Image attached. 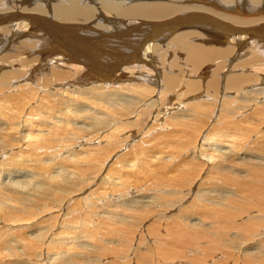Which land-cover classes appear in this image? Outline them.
Masks as SVG:
<instances>
[{"label":"bare ground","instance_id":"6f19581e","mask_svg":"<svg viewBox=\"0 0 264 264\" xmlns=\"http://www.w3.org/2000/svg\"><path fill=\"white\" fill-rule=\"evenodd\" d=\"M242 56L244 58H240ZM130 78L135 80L132 82ZM101 88L113 90L102 93L98 91ZM1 90L6 91L0 94V112L4 111V114L1 112L4 117H0V177L6 178L4 184L35 189L34 180L40 177L46 184L64 186V189L53 190L55 195L65 197L66 194V201L72 196L71 203H86L69 213L67 209H60L61 203L53 202L61 220L66 221L64 216L70 215L75 221L76 214L78 228L62 220L58 229L68 234L65 236L68 241L63 237V242L59 243L53 241L54 234L39 243L41 232L36 233L32 237L36 241L27 249L26 258L38 257L37 262L41 264H57L62 249L70 253L84 248L89 260L83 263L81 259L83 264H108L105 260L110 253L115 262L112 264L128 261L147 264L148 247L138 237L144 232L143 219L153 215L165 221L179 220L178 229L191 227L185 231L186 237L199 249L212 252L211 258L216 254H222L223 258L225 253L220 252L217 245L225 243L235 256L226 264H261L262 261L264 264L262 249L255 257V251L240 252L241 245L246 250L254 244L252 237L264 238L258 227L264 221L261 214L264 208L255 215L240 214L238 206H233L235 212L229 209L231 205L224 208V214L247 216L243 221L246 228L232 233L218 223L202 222L201 217L197 224L203 227L198 228L186 218L181 219L182 216L195 218L194 212L187 208L198 204L192 202L187 207L185 204L193 199L186 188L195 183L197 176L204 178L208 186L195 191L194 198L207 200L200 203L196 211L209 203L225 207L223 198L214 196L213 186L223 185L225 192L230 189L231 194V190L242 191L251 184L264 190L261 186L264 180V0H0ZM122 90L135 93L136 100L131 99L134 95L125 100L121 97L125 94ZM153 95L156 99L151 100ZM82 100H98L110 106L109 109L99 107L103 112L89 116V127H78L95 129L92 136L80 141L77 137L73 147L66 144L51 147L47 145L52 141L50 137L59 138L62 132L51 128L32 131L31 127L35 128L29 119L32 112L38 110L34 116L37 119L44 118L43 115L51 117L56 110L62 120L69 122L72 106L76 105V111H81ZM22 108L29 119L28 128L18 125L23 121L19 114ZM15 111L17 114H13ZM75 114L77 121L79 113ZM152 114L155 115L153 123L148 124ZM189 120L196 123L193 129L162 156V149L158 150L154 143L157 137L152 136V130L157 127L165 130ZM16 126L21 129L19 132ZM131 131L134 133L127 134ZM136 134L142 136L137 145L133 144L138 138ZM120 148L127 149L116 153ZM45 155L62 158L80 155L83 160L90 156L95 159L90 161L102 164L81 190L69 188V179L59 174L38 176V170H26L29 174L19 170L8 172L16 159L44 158ZM183 155H191L189 160H181L189 164L187 169L179 165L178 172L184 171V174L177 175L173 187L163 189L168 184L154 183L148 175L142 183L119 177L121 162L128 167L136 162L145 165L150 157L149 166L154 168L156 160L168 166ZM205 163L206 168L199 174V168ZM94 183L96 190L105 184L108 190L95 192L90 188L89 192L88 186ZM163 190L172 191L165 194ZM30 191L18 192L17 202L27 205ZM133 191L151 200L133 203L127 195ZM85 192L88 193L84 196ZM121 193L126 198L118 197ZM62 199L60 196L55 201L62 202ZM10 200L9 196L1 197L0 207L5 209L2 205ZM35 205L46 207L45 202ZM52 205L49 208L55 207ZM28 208L24 212L29 214ZM45 211L40 208L38 213ZM7 212L5 221L10 217ZM68 224H72L74 230L71 231ZM226 236L232 239L229 243ZM85 239L87 242L96 240L97 244L89 248L85 246ZM74 240L78 244H74ZM110 241L120 247L114 248ZM199 257L207 258L208 262V254ZM221 259L215 258L210 264H218ZM203 261L196 260L195 264H206Z\"/></svg>","mask_w":264,"mask_h":264},{"label":"rangeland","instance_id":"374dc122","mask_svg":"<svg viewBox=\"0 0 264 264\" xmlns=\"http://www.w3.org/2000/svg\"><path fill=\"white\" fill-rule=\"evenodd\" d=\"M240 58H244V56H242ZM130 79H132L131 80L132 82L135 80L133 78H130ZM125 80L126 79H124V81ZM96 81H93V82H96ZM129 81L127 80L126 82H129ZM135 83H137V81H135ZM92 84H95V83H92ZM259 85H263V84H259ZM115 89H117V88H114V90ZM13 90H15V89H13ZM109 90H113V88H103V89L101 88L98 91L105 93ZM5 92L2 91V92H0V94L5 93ZM122 92L125 94H123L121 97L124 96L123 98H126L125 100H128L133 95L135 96V98L133 96L131 99L136 100L137 95L135 93L133 94L132 92H126V90H122ZM130 93H132V94H130ZM156 95L155 96L153 95V98L151 100L156 99ZM151 97H152V94H151ZM157 98H158V95H157ZM137 99H139V98L137 97ZM80 102L84 103V104H82L83 109H81V111H76V109H78L76 107V105H73V106L71 105L72 106V108H71L72 114H71V117L70 116L68 117L69 122L67 120H62V118H60L61 115L57 114L56 110H54L55 115H53L51 117H45V115H43L44 118H37V119H35L34 116H36L35 113L38 112V110L32 112L31 116L29 118L30 120H32V124L35 125V128L33 126L31 127L32 131L34 133H36V132H38L36 130L38 128H41L42 130H44L46 128H51V129H54V130L56 129V130H59L60 132H62V135H60L59 138H53V136L50 137V139L52 141H50L49 144H47V145L51 146V147H53L54 145H58V144H66L67 147H71V146L73 147V143L75 140H77L76 139L77 137H78V140L80 141L83 138L88 137V135L92 136V134L95 133V129H91V130H86V129L82 130L81 129L80 130V129H78V127L79 126L80 127L84 126L85 128L89 127L90 122L87 120L88 117L94 113L103 112L99 109V107L102 109H109L110 106L107 103H102V101H98V100H88V101L82 100ZM44 103L46 104V102H44ZM91 104L94 105V107L92 106L93 108L91 107ZM1 112H0V117L3 118L4 116L1 114ZM11 112L12 111H9V113H11ZM170 112H172V110H170ZM170 112H168L167 114L165 113V114L168 115ZM2 113L4 114V111ZM14 113L17 114V111L13 112V114ZM75 113H79V114H77L78 115L77 121H75V118L77 117ZM19 114H21V116H22L21 119L23 118V121L18 125L25 126V128H28L29 126H27V125H29L28 124L29 119L26 118L27 113H25V111H23V108H22L19 111ZM165 114H164V116H166ZM154 116L155 115L152 114L151 119L149 120L148 124L153 123ZM214 119H212L211 123L214 121ZM58 120H59V122H57ZM160 120L163 121V118H160ZM195 124H196L195 122L189 120V121H185L184 124H181V125H178L175 127H170L168 129H165V130L162 129L163 127L161 129H160V127H157L156 129L152 130L153 133L150 132L149 135H152V134H153L152 136L156 135L157 138L154 141V143L159 148L158 150L162 149L161 154H162V156H164L168 153V151H170L172 148H174L175 145H177L180 142V140L183 136H186L187 131H190L193 129ZM20 130L21 129H19L17 127V131L19 132ZM132 132L134 133V131H131L127 134H131ZM138 134H136L135 136H137ZM137 137L138 138H136V140H135L136 142H133V144L139 142L140 139L142 138L141 135H139ZM42 138H43V136L40 137V139H42ZM94 143H97V142L95 141ZM133 144H131V146ZM137 144H135V145H137ZM94 147H97V146H94ZM124 149H127V148H122L121 150L117 149L116 153L119 154V152L120 153L125 152ZM55 152L58 153L57 150H55ZM157 154L159 155V153H157ZM190 157H191V155H188V156L183 155V158L178 159V160L170 163L168 166L161 164L160 160L159 161L156 160V162L153 163L155 169L153 167L149 166L150 157L147 159L148 161H145V165H140V162H136L133 167H128L124 164V162H121L120 167H118L119 168L118 170L121 172V175H119V177H120V179H126V180L131 179V180H136L137 183H139V182L142 183V180L145 179L146 175H148L150 178L152 177L154 179V183L168 184V186H164L163 189L165 187L166 188L173 187L172 185H174L177 182V175H183L184 174V171L178 172L179 165H181V167L183 169H187L188 164H189L188 162H182L181 160L182 159L189 160ZM72 158H73V160H71ZM85 158H86V160H83L80 155L74 156L71 158H62V157H54L51 155H45L44 158H39V157L35 156V157H31V158H22L19 160L16 159L12 163V165L9 167L10 169L8 172L15 173V171H17V170L22 171V172H24L26 170H29V171H37L38 170L39 171L38 176H40V174H47V175L59 174L61 177L69 179L68 185H67L69 188L71 187L73 190H75V189L81 190L85 186V183L87 181L89 182L91 180L89 178L92 177V175L96 174L97 170L100 169L101 164H102V162L99 164L98 163L96 164V162L93 163L92 161H90V159H92V160H95V159L90 157V156H85ZM206 166H207V164L205 163V166H203L202 168H199V170H200L199 174L202 173V170L204 169V167L206 168ZM240 166L243 167V165H240ZM26 172L29 174L28 171H26ZM64 172H69V174L66 175ZM25 176L27 177L29 175H25ZM202 176L204 177L205 174H202ZM12 178H14V177H12ZM19 178H23V176L19 177ZM14 179H17V177ZM100 180L101 179H99L98 181H100ZM114 180H115V178H113V181ZM5 181H6V178L3 179V177H0V192H1L0 195H1V197L9 196L11 198V200H10V202H7L6 205H2V207H5V209L8 212L4 211L5 209L0 207L1 209H3L2 213L0 211V264H20V263L22 264L23 261H25V262H23L25 264H30V263L35 262V261L37 262L38 259H40L38 257H34L31 259H29L28 257L27 258L25 257L26 255H28L27 249L32 245V243H34L36 241L35 238L32 239L33 235H35L38 232H41L40 238L37 239V241L39 243H41L39 240H42L45 242L46 238L49 237V235L51 237L52 234H54V236H53L54 240L53 241H55L56 243H59L60 240H61V242H63L62 238L65 236H68L67 233L66 234L63 233V229H58V228H60V222L63 219L61 220L62 217H59L60 214H58V212H57V207H56L57 205H54L53 202L61 203L60 209H63V211L65 209H67L69 211V213L72 212L74 207H80L81 204L86 205V203L85 202L82 203L83 201H78L77 203H71L70 201L73 200L72 196H71V199H68V201H66L65 198L68 197V196H66V194H65V197H62V196H64L63 194H59V196L55 195L53 190L64 189V186H62V185L55 186V185L46 184V183L42 182L40 177L34 180V184L36 186L35 189H33L32 187L22 188L19 185L17 187L11 186L10 184H4ZM98 181L96 182L97 186L99 184ZM200 181H203V183H201ZM205 181L206 180L204 178L203 179L200 177L198 178V176H197L195 183L191 186H188L189 187L188 189L186 188V190L189 191V193L187 192L189 194V196L193 198L189 203L185 204L186 207L189 206L192 202H195L196 204L199 205L200 203L207 201L205 199L204 200L201 199V197L200 198L199 197L194 198L196 195L195 191H197L198 188L200 191L207 188L208 183H205ZM94 184L89 185L90 187L88 186L87 190L92 191L91 189H93L95 192H101L103 190H106V191L108 190L107 184L98 188L97 190H96L97 186H96V184H95V186H93ZM261 186L264 187V180L261 182ZM222 187H224V186L223 185L222 186H213L212 190H214V193H215L214 196L216 197V199L223 198V200L226 202L225 207L224 206L219 207V206H215V205L213 206L210 203L207 204L206 207L200 211L194 210L198 205L194 208L189 207V208H187V210L190 211L191 213L194 212L193 217H195V218L182 216L181 219L186 218L187 221H190L193 224H196L197 228L199 226L203 227L200 224H197V221H199L198 217H201L202 222L218 223L220 225H223L228 232L232 233L233 231H243L246 228L243 226V221H245L247 219L246 218L247 216H245L244 218H243V216L237 217L235 213H231V214L227 215V214L223 213V209L224 208L227 209V206L231 205V207H229V209L231 211L235 212L233 206H238L241 208V212H239L240 214L246 213L248 215H255L258 213L257 210L264 208V190H261L258 185L251 184V185H248L246 187V189H244L242 191L236 190V189H235L236 191L231 190V192H233V194H231L230 189H229V191L225 192V187H224V190H221ZM232 188L234 189V187H232ZM170 189H172V188H170ZM29 190H31V191L28 194V195H30V196H28V201H27L28 204L24 205L21 202H17V193L18 192H26ZM163 191L165 194H168L172 190H169V191L163 190ZM133 192L135 193V195H134V193L133 194L132 193L127 194V195H130L129 199L132 198L134 200V201H132L133 203H135L136 201H141V199L142 200L144 199V201H150L151 200L147 197H142L140 195H137V191H133ZM87 193L88 192H85L84 196ZM144 193H146V191H144L143 194ZM147 194H151V193L147 192ZM60 196H61V199L63 198L62 202L55 201ZM79 197L81 198L83 196L79 195ZM118 197L126 198V196H124L122 193L118 194ZM18 198H20V197H18ZM36 198L39 200L38 202H36L37 201ZM167 198L172 199V200L175 199V198H172L170 196H167ZM225 198H227V199H225ZM90 200L92 201V199H90ZM187 200L189 201L190 199H187ZM39 202H42L43 204L45 202L46 207L42 208L39 205H35L36 203H39ZM68 202H70V203H68ZM87 203H89V202H87ZM51 205L55 206V207L49 208V207H51ZM27 208L30 211L29 214L24 212ZM40 208L43 210L46 209L47 211H45L44 213H38ZM63 211H62V213H63ZM263 211H264V209H263ZM6 212H7V214H9L8 217L10 216L9 218L6 217V219L7 218L9 219L8 221H5V218H4V216H6ZM34 212L36 213L35 215H33ZM13 213H14V215H12ZM128 213H130V212H128ZM263 213L264 212H262L261 214L264 215ZM50 214H52V215H50ZM57 214H58V218H56ZM17 217H20L23 219H18ZM3 218H4V220H3ZM11 218H13V219H11ZM73 218L75 219V221L71 220L70 215H65L64 219H66V221L63 220V222L66 224L67 223H74V226L78 228L79 222L77 221L76 214H74ZM13 220H15V222ZM178 222H179V220H166V221L164 219L160 220L156 216H153V215H151V217H149L148 219H143L144 232H142L140 234L138 239L141 240V243H145L148 247V252L145 255L147 258V264H195L196 260H200V259H204V261L206 262L207 258H200L199 257V255H206V254H208V256H209L208 262H206V264L207 263L210 264L211 261H213L215 258L221 259L222 254H216L215 253L216 256L211 258V256H213L212 252H209V250L207 252L203 251L204 249H202V248L199 249V247L196 246L195 242L190 240L185 235V231L187 229H190L191 227L184 226V227H181L178 229V227H177ZM182 223H183V221H182ZM263 224H264V221H263ZM263 224H262V226H258V227H259V232L261 231L260 233L263 234V236H264ZM68 226L71 228V231L74 230V228H75V227L72 228V226H73L72 224H68ZM253 226H256V225H253ZM30 228H31V230H30ZM52 228H53V231L51 232ZM236 229H239V230H236ZM42 233H43V235H42ZM255 237L251 238V239H253L252 241L254 242V244H252L249 249L245 250L246 247L244 248L240 244L241 245V248H240L241 253H246V251L247 252L255 251L253 253V256L255 257V256H257V253L260 249H262L264 251V238L260 239V236H257V235ZM226 239L228 240L227 242L229 243L230 238L228 236H226ZM85 240H84L85 246L88 245L87 247H89V248H90V246L92 247V245L95 247V243L97 244L96 240L91 239L90 240L91 242H89V240L87 242V239H85ZM231 240L232 239H230V241ZM64 241H68L67 237L64 238ZM75 241L76 240H74L73 243L78 244L77 241L79 242V239H77L76 242ZM238 242H241V240ZM238 242H236V243H238ZM86 243H88V244H86ZM111 243H112L114 248L120 247L119 245H117L114 242H111ZM133 244H134V242L132 243V245ZM54 245H57V244H54ZM54 245H52V246H54ZM129 245H130V242L127 244V247ZM194 246L197 247L196 250H193L192 247H194ZM56 248L59 249L60 247L58 246ZM89 248H87V249H89ZM57 249H53V250L57 251ZM111 249L112 248H110V250ZM217 249H220V252L222 251L223 253H225L223 258L221 260H219L218 264H226L227 262H232V260L234 259L235 256H233L234 253L232 252L233 250H231V248L227 247L225 245V243H222V244L217 245ZM227 249L230 252L226 251ZM201 250H202V252H201ZM26 252H27V254H26ZM61 252L62 253L60 255L63 258H61V256L60 257L58 256L59 259L56 261L57 264H63V263L66 264L67 262L71 263L73 261H76L78 264V263H80L81 259H82V261H84L83 263H87L85 261L89 260V256L87 255V250L84 248H81L78 251L74 249L72 252H70L71 254H74V255H71L68 251H66V249H62ZM102 252H106V251H99V253H102ZM204 252H205V254H204ZM89 254H93V253H89ZM94 254H97V253L95 252ZM125 256H126V254H125ZM227 256H229L230 257L229 259H231V260H229ZM69 257H73V258L68 259ZM66 258H67V262L65 261ZM28 259L30 261H28ZM82 261H81V263H82ZM239 261H240V257H239ZM102 262L104 263V259H103V261H101V263ZM105 262H107L108 264L115 263L112 253H110L109 258L106 259ZM37 263L41 264V262H37ZM262 263H263V261L261 262V264ZM32 264H34V263H32ZM127 264H131V263L128 261Z\"/></svg>","mask_w":264,"mask_h":264}]
</instances>
